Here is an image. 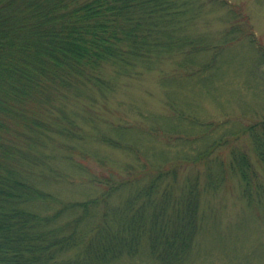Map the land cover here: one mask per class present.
<instances>
[{
    "label": "trees",
    "instance_id": "16d2710c",
    "mask_svg": "<svg viewBox=\"0 0 264 264\" xmlns=\"http://www.w3.org/2000/svg\"><path fill=\"white\" fill-rule=\"evenodd\" d=\"M226 4L0 0V264H126L142 254L149 264H188L196 238L219 223L201 209L208 191L236 178L247 206L264 207V116L230 132L232 141L247 140L240 148L208 138L212 122L184 115L196 107L176 96L181 84L211 75L227 46L252 41L251 27L234 22L214 39L200 33L205 6ZM232 8L226 23L239 16ZM166 60L178 71L162 82L170 116L151 115V128L110 125L113 136L80 116L119 79ZM133 129L141 133L131 141ZM165 132L180 150L155 144ZM89 139L128 162L106 175L84 173L73 155L107 161L88 150ZM222 147L227 161L212 156ZM60 162L99 193L69 201L48 191L47 183L69 174Z\"/></svg>",
    "mask_w": 264,
    "mask_h": 264
},
{
    "label": "rangeland",
    "instance_id": "374dc122",
    "mask_svg": "<svg viewBox=\"0 0 264 264\" xmlns=\"http://www.w3.org/2000/svg\"><path fill=\"white\" fill-rule=\"evenodd\" d=\"M226 2L230 5L226 4L223 8L205 6L198 20L200 33L214 39L234 22L246 29L247 26L251 27L248 30L251 31L252 41L243 40L236 45L227 46L220 55L217 69L211 75L181 84L177 90L182 92L176 93V96L180 94L183 101L193 108L196 107V110L186 111L184 115L195 117L202 124L212 122V129L206 131L207 137L229 139L232 146L245 148V137L232 141L230 132L264 116V63L259 62L261 52L264 51V0ZM231 5L239 9V16L226 23L223 19L227 15V9H233ZM173 63L172 60H166L153 70L138 69L139 74L136 76L119 79L113 94L108 93L104 99L96 95L98 103H92V111L81 110L80 116L84 115L91 121V126L97 128L94 132L109 136L114 135L110 125L126 124L151 128L156 121L150 118L151 115L156 118L172 114L165 106L162 82L166 77L178 75ZM173 86L176 88V84ZM140 133L141 131L133 129L125 138L132 141ZM166 136V132L159 134L153 141L162 149L168 147L171 153L181 149V146L176 149L173 138L167 140ZM92 140L89 139L91 144L87 145L88 150H96L98 156L107 157L106 166L98 162V159H84L73 155V164L83 167L84 173L106 175L109 167L117 169L128 162L129 156L125 153L105 146L98 148ZM227 153L228 149L222 147L212 156L221 154L219 158L227 161ZM60 163L61 171H69V174L60 175L59 181L52 180L47 183L48 191L69 201L85 200L99 193L97 186L86 182L84 175L73 174L72 169L63 167L67 163ZM54 168L59 170L58 167ZM206 197L208 201H202L201 209L209 218L219 215V223L212 221L213 227L209 231L204 229L206 232L196 238L188 264H264V207L261 204L256 208L247 206L241 197L240 181L236 178H229L226 184H220L215 191H208ZM241 213L242 217L239 215ZM126 264L149 263L142 254L140 258Z\"/></svg>",
    "mask_w": 264,
    "mask_h": 264
}]
</instances>
